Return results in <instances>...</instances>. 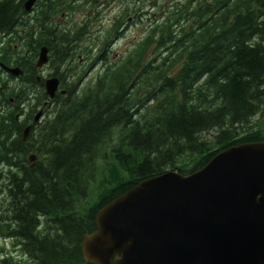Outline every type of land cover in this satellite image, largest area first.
Masks as SVG:
<instances>
[{
	"label": "trees",
	"instance_id": "1",
	"mask_svg": "<svg viewBox=\"0 0 264 264\" xmlns=\"http://www.w3.org/2000/svg\"><path fill=\"white\" fill-rule=\"evenodd\" d=\"M22 1L0 0V36L22 41L16 53L0 41V61L22 69H0V233L24 258L1 246L0 264H89L79 245L97 208L164 169L188 173L228 145L264 141V0H176L121 63L81 83L62 77L84 20L46 26L72 0H36L34 25ZM42 44L64 91L52 100L35 77Z\"/></svg>",
	"mask_w": 264,
	"mask_h": 264
},
{
	"label": "water",
	"instance_id": "2",
	"mask_svg": "<svg viewBox=\"0 0 264 264\" xmlns=\"http://www.w3.org/2000/svg\"><path fill=\"white\" fill-rule=\"evenodd\" d=\"M33 1L24 0V10ZM46 60L41 46L35 66ZM57 83L46 78L45 93L52 96ZM94 221L80 242L92 264H264V142L226 147L187 174L169 169L140 180Z\"/></svg>",
	"mask_w": 264,
	"mask_h": 264
},
{
	"label": "rangeland",
	"instance_id": "3",
	"mask_svg": "<svg viewBox=\"0 0 264 264\" xmlns=\"http://www.w3.org/2000/svg\"><path fill=\"white\" fill-rule=\"evenodd\" d=\"M88 1L82 4L84 2L82 0H72L71 4L74 7L69 10L68 14L57 15L58 20L63 22L60 26L66 24L69 28L77 26L76 24L80 20H84L81 37L75 41L73 47L78 55L74 62V72L80 75V80L86 79L85 81L92 78L101 65L94 61L101 45L103 46L106 42L110 45L109 49L106 46L102 49L104 60L117 61L129 53L142 38L143 33L146 32H144L145 26L154 25L156 22L154 19L161 18L158 16L162 15L163 9L176 2V0H137L132 3L130 0H95L94 8L96 10L93 11V6L89 5ZM98 2L99 4H97ZM89 9L90 15L87 13ZM37 11H39L38 8L31 12L37 13ZM128 17L131 18L127 20ZM55 18L56 15L51 17L53 23ZM20 46V42L16 40L13 46L15 52L19 51ZM102 52L99 55H103ZM49 63L47 61L40 67L38 73L40 76H46L50 70ZM11 243L8 236L0 233V247L4 248V253L24 258L18 246Z\"/></svg>",
	"mask_w": 264,
	"mask_h": 264
},
{
	"label": "bare ground",
	"instance_id": "4",
	"mask_svg": "<svg viewBox=\"0 0 264 264\" xmlns=\"http://www.w3.org/2000/svg\"><path fill=\"white\" fill-rule=\"evenodd\" d=\"M25 15H27V16H25V17H28L29 16V18L27 19L28 20V22H31V23H33V25L35 24V19H36V17H37V14L35 13V12H25ZM24 16V15H23ZM129 18H131V17H129ZM124 23H122V25H123ZM46 26L47 27H49L50 29H53L54 28V26L52 25V24H50V23H47L46 24ZM82 75H83V73H82ZM94 80V76L92 77V78H89V79H87V81H93ZM54 95H55V93H53V95L52 96H49V95H47V98L49 99V100H52L53 99V97H54ZM32 97V93H30L29 94V96H28V99H30ZM15 117H17V114H16V116ZM28 122H30V121H26L25 122V125L28 123ZM32 154H35V152H33V150L31 151V150H29L27 153H26V156H29V155H32ZM115 197H113L112 199H114ZM112 199H110V200H112ZM93 223H94V229H92L90 232H92V231H94L95 230V221L93 220ZM89 232V233H90ZM84 234V233H83ZM82 234V235H83ZM82 237V236H81ZM82 239V238H81ZM80 242H81V240H80ZM79 248H80V245H79ZM80 255H81V257H82V260L85 262V263H89V262H87V261H85L84 260V258H83V256H82V254H81V251H80ZM23 259V258H22ZM89 264H91V263H89Z\"/></svg>",
	"mask_w": 264,
	"mask_h": 264
},
{
	"label": "flooded vegetation",
	"instance_id": "5",
	"mask_svg": "<svg viewBox=\"0 0 264 264\" xmlns=\"http://www.w3.org/2000/svg\"><path fill=\"white\" fill-rule=\"evenodd\" d=\"M130 18L128 17L127 18V20H129ZM126 24V23H125ZM123 27H125V25H123ZM121 30V29H120ZM68 78H70V77H68V76H64V77H62V80H65V79H68Z\"/></svg>",
	"mask_w": 264,
	"mask_h": 264
}]
</instances>
